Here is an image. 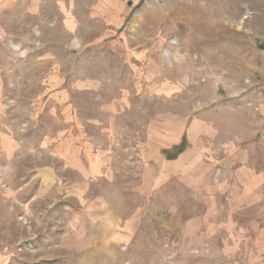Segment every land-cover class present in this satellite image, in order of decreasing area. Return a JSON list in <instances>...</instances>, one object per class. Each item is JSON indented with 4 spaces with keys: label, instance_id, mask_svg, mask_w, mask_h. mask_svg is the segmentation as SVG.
<instances>
[{
    "label": "rangeland",
    "instance_id": "374dc122",
    "mask_svg": "<svg viewBox=\"0 0 264 264\" xmlns=\"http://www.w3.org/2000/svg\"><path fill=\"white\" fill-rule=\"evenodd\" d=\"M0 264H264V0H0Z\"/></svg>",
    "mask_w": 264,
    "mask_h": 264
},
{
    "label": "trees",
    "instance_id": "16d2710c",
    "mask_svg": "<svg viewBox=\"0 0 264 264\" xmlns=\"http://www.w3.org/2000/svg\"><path fill=\"white\" fill-rule=\"evenodd\" d=\"M178 153H179V151H178ZM176 156V155H175Z\"/></svg>",
    "mask_w": 264,
    "mask_h": 264
}]
</instances>
